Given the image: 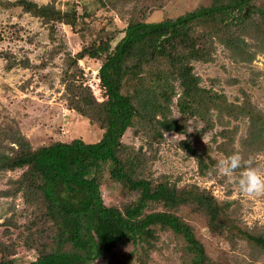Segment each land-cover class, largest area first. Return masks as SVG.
<instances>
[{"label": "trees", "instance_id": "1", "mask_svg": "<svg viewBox=\"0 0 264 264\" xmlns=\"http://www.w3.org/2000/svg\"><path fill=\"white\" fill-rule=\"evenodd\" d=\"M256 1L215 0L160 22L130 19L112 51L109 41L116 31L90 30L92 39L72 64L84 58L101 60L96 84L100 96L86 91L76 75L63 80L72 95L71 107L102 130L97 142L54 140L33 149L18 131L7 134L0 129V171L23 169L16 187L4 194L20 192L25 203L35 206L34 216L40 213L41 222L37 225L33 216V226L26 228V240L37 235L47 239L27 264H115L110 255L119 242L131 241L136 251L145 250L143 245L149 249L160 229L184 240L190 264L212 262L190 224L178 215L181 206L202 215L208 230L225 241H247L253 251L264 253V226L241 228L233 218L237 211L230 209L231 202H221L194 184L181 187L179 176L152 178L150 170L145 174L149 156L131 150L123 140L127 130H140L150 135L146 144L152 147L172 133L201 176L217 174V162L230 154L238 153L247 161V155L264 152V116L252 109L245 94L230 100L224 89L214 88V79L203 86L194 72V63L212 62L220 47L243 52L250 46L247 39L264 41V10L254 12L258 17L251 10L243 14L249 6L256 8ZM102 2L95 0L94 7L103 6ZM80 4V11L75 3L68 4L72 10L63 11L53 3L32 0H15L7 6H20L53 29L62 24L80 34V25L94 13L91 1ZM225 18L230 23H224ZM253 57L247 54L245 61ZM189 122L197 126L189 128ZM240 123L245 125L243 130ZM207 134L206 146L197 142ZM8 142H15L18 150L13 153ZM212 149L218 158L211 155ZM153 155L155 160L158 150ZM102 176H108L128 202L106 204L101 192L107 183ZM64 243L70 250L62 248Z\"/></svg>", "mask_w": 264, "mask_h": 264}, {"label": "rangeland", "instance_id": "2", "mask_svg": "<svg viewBox=\"0 0 264 264\" xmlns=\"http://www.w3.org/2000/svg\"><path fill=\"white\" fill-rule=\"evenodd\" d=\"M11 1L15 0H0V129H5L7 134L18 131L36 149L54 140L78 138L85 143H93L101 138L99 125L89 122L71 107L72 95L66 90L63 80L65 76L76 75V81L82 83L86 91L100 96L96 84L101 60L84 58L79 59L77 65L72 64L77 53L92 39V36H88L90 30L104 28V34L116 31L109 41V51H112L123 37V29L130 19L145 22L174 19L199 7L210 6L215 0H109V3L104 0L103 6L97 7H94L95 0H32L37 4L53 3L63 11L72 10L69 3H75L78 8L83 1H91L94 13L84 19L86 24L83 27L80 25L83 28L80 34L62 24L53 29L51 25L44 24L42 18L23 11L20 6L8 7L7 3ZM254 6L260 9L249 6L243 14L251 10L253 16L258 17L254 12L264 10V0H257ZM224 21L230 23L229 19L225 18ZM247 41L250 46L243 52L232 51L233 54L218 48L212 62L194 63V72L201 77L203 86H208L210 79H214V88L224 89L230 100L235 96L242 98L241 94H245L252 103V109L264 116V41L261 38L256 39L257 42L254 39ZM247 54L254 55L251 61H245ZM188 124L189 128L197 126L193 122ZM244 126V123H240L241 130ZM132 131L127 130L123 140L131 150L149 156L145 174L150 170L153 172L152 178L163 174L179 176L181 187L194 184L221 202H231L230 209L237 211L233 218L241 228L264 226V194L247 196L238 190L234 178L221 176L218 172L201 176L196 162L180 150L177 145L179 138L172 133L166 134L161 143L154 142L149 147L146 144L150 139L149 134ZM208 135L197 142L206 146ZM9 146L13 153L18 150L15 142H8ZM154 150H158L155 160L150 157L154 156ZM211 151V155L218 158L219 154L214 149ZM245 158L264 174V152L251 153ZM22 171H0V261H12L13 264L33 261L38 249L47 240L42 235H37L34 240H26V228L33 226L32 211L36 208L25 203L20 192L16 196L4 194V191L16 187ZM239 171L234 177L239 175ZM102 178L107 183L101 192L106 204L120 206L122 202H128L129 199L118 193L108 176ZM177 212L190 224L195 237L203 244L212 261H208V264H264V253L253 251L250 242L239 240L231 244L210 232L202 215L186 206L179 207ZM36 213L38 216H34V219L38 225L41 219L40 213ZM156 237L149 249L143 245L145 250L139 247L136 251L131 241L119 242L110 255L113 257L111 260L115 264H190L181 237L167 229L158 230ZM62 248L70 250L67 243ZM5 256L8 257L3 259Z\"/></svg>", "mask_w": 264, "mask_h": 264}, {"label": "clouds", "instance_id": "3", "mask_svg": "<svg viewBox=\"0 0 264 264\" xmlns=\"http://www.w3.org/2000/svg\"><path fill=\"white\" fill-rule=\"evenodd\" d=\"M239 171V175L234 174ZM216 171L219 175L234 178L238 185V190L247 196H257L264 194V174L251 161L243 160L238 153H233L220 159L216 164Z\"/></svg>", "mask_w": 264, "mask_h": 264}]
</instances>
